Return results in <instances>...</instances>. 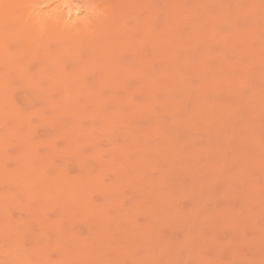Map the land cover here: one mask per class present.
I'll list each match as a JSON object with an SVG mask.
<instances>
[{
  "label": "rangeland",
  "instance_id": "obj_1",
  "mask_svg": "<svg viewBox=\"0 0 264 264\" xmlns=\"http://www.w3.org/2000/svg\"><path fill=\"white\" fill-rule=\"evenodd\" d=\"M62 1L0 0V264H264V0Z\"/></svg>",
  "mask_w": 264,
  "mask_h": 264
},
{
  "label": "bare ground",
  "instance_id": "obj_2",
  "mask_svg": "<svg viewBox=\"0 0 264 264\" xmlns=\"http://www.w3.org/2000/svg\"><path fill=\"white\" fill-rule=\"evenodd\" d=\"M72 1L73 0H63L62 1V4H65V6H67V10L64 12V14H63V17L64 18H68V17H70L72 14H74L76 11H77V9H78V7H76V6H74L73 4H72ZM53 6H52V8L48 11V13L50 12V13H52L53 12V10H55V9H57L60 5H61V3H56V4H52ZM49 13V14H50Z\"/></svg>",
  "mask_w": 264,
  "mask_h": 264
}]
</instances>
